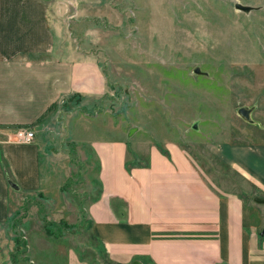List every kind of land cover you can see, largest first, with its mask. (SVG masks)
I'll return each mask as SVG.
<instances>
[{
    "label": "rangeland",
    "instance_id": "rangeland-1",
    "mask_svg": "<svg viewBox=\"0 0 264 264\" xmlns=\"http://www.w3.org/2000/svg\"><path fill=\"white\" fill-rule=\"evenodd\" d=\"M68 1L62 43L92 58L104 84L98 94L66 96L24 126L39 145V187L10 190L0 264H63L68 249L108 264L88 231L86 207L99 190L89 141L121 142L128 163H143L150 146L175 143L213 185L243 196L246 184L215 149L264 140V0ZM234 1L262 8L245 14ZM254 103L248 123L236 109Z\"/></svg>",
    "mask_w": 264,
    "mask_h": 264
},
{
    "label": "crops",
    "instance_id": "crops-1",
    "mask_svg": "<svg viewBox=\"0 0 264 264\" xmlns=\"http://www.w3.org/2000/svg\"><path fill=\"white\" fill-rule=\"evenodd\" d=\"M69 4L0 0V240L11 215L10 190L39 187L38 143L9 142L5 134L29 126L66 96L98 94L104 84L92 58L62 43L59 20ZM89 144L98 160L100 193L86 207L88 231L108 264H264L263 208L252 201L264 197V140L215 149L246 184L244 195L253 190L251 199L213 185L208 171L175 143L164 145L166 156L150 146L148 164L129 169L121 142ZM63 264L88 262L68 249Z\"/></svg>",
    "mask_w": 264,
    "mask_h": 264
},
{
    "label": "water",
    "instance_id": "water-1",
    "mask_svg": "<svg viewBox=\"0 0 264 264\" xmlns=\"http://www.w3.org/2000/svg\"><path fill=\"white\" fill-rule=\"evenodd\" d=\"M233 8L235 10H238L240 12H243V13H248L249 10H251L253 7L250 6V5H247V4H242V3H239L238 1H234L233 4H232ZM193 72L195 73H199V70L197 67H195L193 69ZM252 110V107L251 106H239L237 109H236V113L239 117H241L244 121L248 122V123H252L254 122L251 117H250V112ZM134 130V128H130L129 129V134ZM7 184L9 185V187L13 190H17L18 189V186L12 182L11 180L7 179ZM253 201L256 202V203H260V204H263L264 205V197L263 196H254L253 197ZM263 215H264V211H263ZM264 232V229H262L260 231V234H263ZM130 264H136V262H131Z\"/></svg>",
    "mask_w": 264,
    "mask_h": 264
},
{
    "label": "built area",
    "instance_id": "built-area-1",
    "mask_svg": "<svg viewBox=\"0 0 264 264\" xmlns=\"http://www.w3.org/2000/svg\"><path fill=\"white\" fill-rule=\"evenodd\" d=\"M5 135L9 142L28 143L33 138L32 130L25 127H17Z\"/></svg>",
    "mask_w": 264,
    "mask_h": 264
},
{
    "label": "trees",
    "instance_id": "trees-1",
    "mask_svg": "<svg viewBox=\"0 0 264 264\" xmlns=\"http://www.w3.org/2000/svg\"><path fill=\"white\" fill-rule=\"evenodd\" d=\"M56 106V103H53V104H51L50 106H48V108L46 109V111L47 110H51L53 107H55ZM45 111V112H46ZM44 112V113H45ZM43 113V114H44ZM43 114L41 115V116H39L38 118H36V120L34 121V122H32L29 126H31V125H34V123H36V122H38L39 120H40V118H42V116H43ZM23 126H27V125H23ZM162 154H164L165 156L167 155V153H166V151L164 150V149H160L159 150ZM97 164H98V160H97ZM148 164V156L146 157V159H145V161L143 162V163H139L138 161H131L130 163H128L125 159H124V167L126 168V169H129V167H131L132 165H147ZM7 176V175H6ZM98 187H99V190H98V194L96 195V197H94L93 198V200L94 199H96L97 197H98V195H99V193H100V185H98ZM88 228H89V222H88ZM13 242L16 244V245H18V244H20V239H19V237L18 236H16V237H14L13 238ZM89 264V263H88Z\"/></svg>",
    "mask_w": 264,
    "mask_h": 264
}]
</instances>
